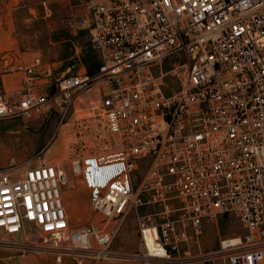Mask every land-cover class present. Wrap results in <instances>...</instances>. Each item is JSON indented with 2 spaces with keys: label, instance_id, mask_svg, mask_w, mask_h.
Returning <instances> with one entry per match:
<instances>
[{
  "label": "built area",
  "instance_id": "2783aa9c",
  "mask_svg": "<svg viewBox=\"0 0 264 264\" xmlns=\"http://www.w3.org/2000/svg\"><path fill=\"white\" fill-rule=\"evenodd\" d=\"M77 1L91 20L96 72L83 64L50 97L38 73L50 78L54 64L36 55L10 66L26 79L0 94V121L52 102L65 117L97 90L98 102L85 101L87 115L73 123L92 134L98 118L108 135L93 137L117 146L77 153L68 165L90 190L95 218L71 224L59 163L0 170V247L58 264H264V0ZM146 204L164 208L138 215L141 249L116 253L122 219ZM226 214L244 233L204 251L205 221ZM17 234L20 242L4 240Z\"/></svg>",
  "mask_w": 264,
  "mask_h": 264
},
{
  "label": "rangeland",
  "instance_id": "374dc122",
  "mask_svg": "<svg viewBox=\"0 0 264 264\" xmlns=\"http://www.w3.org/2000/svg\"><path fill=\"white\" fill-rule=\"evenodd\" d=\"M42 1L44 0H22L24 8L17 14L16 34L22 49L38 53L45 64L55 65L54 75L44 87L46 93L52 97L59 96V81L63 77L76 75L81 66L86 65L83 61V51L89 45L93 48L91 20L83 5L77 0H47V8ZM30 9H33V13ZM28 16L31 17L29 21L25 20ZM2 73L0 71V79ZM1 93L3 91L0 88ZM85 101L98 102L95 88L88 90L84 99L76 103V113L71 109L65 117H63V110L59 103L52 102L40 112H35L30 116L0 121V170H20L43 160L59 163L67 169L70 180L69 184L64 187L65 204L68 200V190L75 185L78 179L68 166L75 154L99 153L104 151L103 148L106 145L108 150L117 146L113 140L109 144L105 136V139L101 138V141L93 137L97 131L108 135L98 122V118L92 121L94 129L92 134L80 133L83 129L76 122L74 124L73 120L76 116L82 120L87 115L88 104ZM76 191H73V196H76ZM80 195L87 199L89 212H85L84 209L78 211L79 222L76 227L85 225L95 218V212L91 208L88 196L83 191H80ZM174 204L179 205L178 202ZM163 208L160 204H146L128 213L120 223L119 231L112 243V250L122 255L140 250L138 215L153 214ZM152 218L157 217L152 216ZM242 233L244 229L234 214L207 220L203 227L201 248L204 251L216 250L221 239ZM4 237V240L9 238L11 241L20 242L23 234H17L15 238L11 235ZM48 259L56 263L54 257L49 255L20 254L17 251L0 247V264H44V260ZM128 261L139 263L132 259Z\"/></svg>",
  "mask_w": 264,
  "mask_h": 264
},
{
  "label": "crops",
  "instance_id": "0c3cea01",
  "mask_svg": "<svg viewBox=\"0 0 264 264\" xmlns=\"http://www.w3.org/2000/svg\"><path fill=\"white\" fill-rule=\"evenodd\" d=\"M24 8V3L22 0H0V88L3 93L10 94L18 89H20L26 79V74L22 70H12L10 68L18 63H23L25 65L29 64L33 58L38 55L36 52H31L22 49L20 41L16 34V24H17V14ZM33 13V9H30ZM25 20H31L28 16ZM11 66V67H10ZM9 71H5L8 69ZM38 83L47 85L50 82L49 77H45L42 72L38 73ZM77 190V191H76ZM79 190V194H78ZM73 191H76V196H73ZM80 191H83L85 195L88 196L90 202V190L85 186V184L78 179L74 186L68 190V200H66L65 205L67 208L68 216L70 222L73 226H77L79 222L78 211L84 209L85 212H89L87 207V199L80 195ZM63 188V194H65ZM92 208V207H91ZM44 264H56L54 260L48 259L44 260ZM136 262H131L128 260H104L98 262L97 264H140ZM64 264H76L73 260H65ZM93 264V263H86Z\"/></svg>",
  "mask_w": 264,
  "mask_h": 264
},
{
  "label": "trees",
  "instance_id": "16d2710c",
  "mask_svg": "<svg viewBox=\"0 0 264 264\" xmlns=\"http://www.w3.org/2000/svg\"><path fill=\"white\" fill-rule=\"evenodd\" d=\"M81 33L83 34V31H81ZM93 46V45H92ZM83 61L86 64L85 66H87V70L93 74L96 72L99 64H100V57L98 52L95 50V48L91 47L90 45L84 49L83 51ZM54 75V72L51 76Z\"/></svg>",
  "mask_w": 264,
  "mask_h": 264
}]
</instances>
